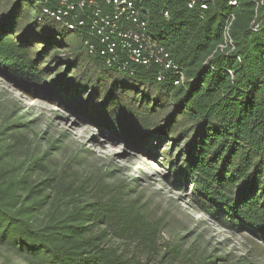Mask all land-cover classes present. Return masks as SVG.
<instances>
[{
    "label": "trees",
    "instance_id": "16d2710c",
    "mask_svg": "<svg viewBox=\"0 0 264 264\" xmlns=\"http://www.w3.org/2000/svg\"><path fill=\"white\" fill-rule=\"evenodd\" d=\"M229 1L211 0L201 9L188 7L186 0H140L149 34L182 67L181 84L173 83L170 72L159 82L141 66L133 76L108 69L75 34L73 50L81 58L75 61L85 66L84 82H73V92V84L67 91L57 83L51 88L58 103H68L80 87H92L81 113L134 143L167 138L169 151L178 150L163 178L176 191L190 187L193 207L233 232L251 235L264 253V3L255 9L253 0ZM44 5V0H0V73L28 91L48 87L43 62L51 53L56 57L68 39L59 29L74 33L46 19ZM231 13L234 50L226 51L218 46ZM97 92L104 94L101 101ZM125 195L76 204L43 225L28 217L32 206L12 211L0 198V239L11 237L19 248L47 259L45 264H153L106 245L119 233L132 236L146 254L156 243L158 226ZM231 264L251 261L242 256Z\"/></svg>",
    "mask_w": 264,
    "mask_h": 264
},
{
    "label": "rangeland",
    "instance_id": "374dc122",
    "mask_svg": "<svg viewBox=\"0 0 264 264\" xmlns=\"http://www.w3.org/2000/svg\"><path fill=\"white\" fill-rule=\"evenodd\" d=\"M58 33L68 39L56 57L51 53L43 62L48 87L20 89L0 73V198L8 210L32 206L28 217L34 225H43L76 204L124 193L156 223L159 233L149 254L139 250L132 236L113 234L106 245L118 253L144 256L153 264H231L242 256L251 264H264V253L251 235L215 223L190 204V187L179 192L163 178L178 150L169 151L167 138L153 137L151 145L143 146L87 120L80 110L92 87H80L74 102L58 103L51 85L67 91L73 84V92V82H84L85 68L75 61L81 59L73 50L76 33ZM98 96L101 101L104 94ZM45 260L19 248L11 237L0 239V264Z\"/></svg>",
    "mask_w": 264,
    "mask_h": 264
},
{
    "label": "built area",
    "instance_id": "2783aa9c",
    "mask_svg": "<svg viewBox=\"0 0 264 264\" xmlns=\"http://www.w3.org/2000/svg\"><path fill=\"white\" fill-rule=\"evenodd\" d=\"M211 0H186L187 6L206 9ZM140 0H44L42 14L46 19L60 23L82 37L86 51L97 55L105 67L129 76L135 75L138 66L152 71L155 80L161 82L170 72L176 77L174 84L185 80L182 67L173 61L168 50L147 29V21L139 6ZM255 9L264 0H253ZM236 0L229 4L235 5ZM168 13L165 11L164 16ZM233 14L227 15L223 30V42L219 49L233 51L230 35ZM257 31L258 25L253 24Z\"/></svg>",
    "mask_w": 264,
    "mask_h": 264
}]
</instances>
